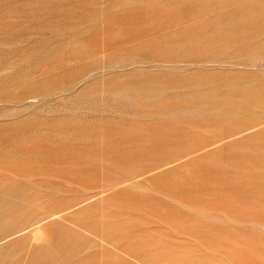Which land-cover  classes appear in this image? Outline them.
I'll list each match as a JSON object with an SVG mask.
<instances>
[{
	"label": "rangeland",
	"instance_id": "1",
	"mask_svg": "<svg viewBox=\"0 0 264 264\" xmlns=\"http://www.w3.org/2000/svg\"><path fill=\"white\" fill-rule=\"evenodd\" d=\"M0 264H264V0H0Z\"/></svg>",
	"mask_w": 264,
	"mask_h": 264
}]
</instances>
